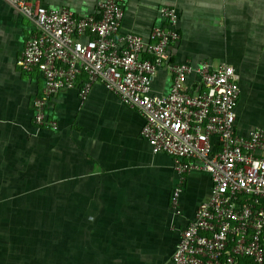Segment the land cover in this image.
Returning <instances> with one entry per match:
<instances>
[{
    "label": "crops",
    "instance_id": "obj_1",
    "mask_svg": "<svg viewBox=\"0 0 264 264\" xmlns=\"http://www.w3.org/2000/svg\"><path fill=\"white\" fill-rule=\"evenodd\" d=\"M33 1L82 15L99 12L102 0ZM167 3L177 6L180 17L181 37L171 59L232 64L240 85L236 132L248 135L264 125V0H128L121 30L150 41L154 26L167 25L161 12ZM37 31L17 5L0 0V211L8 214L0 212V223L11 231L8 240L25 237L13 213L28 212L36 207L30 197L41 196L48 213H62L64 227L70 220L63 215L71 217L72 264H168L180 231L211 193V173L192 169L174 206L179 176L173 157L153 152L141 134L139 111L103 83H95L82 101L83 76L49 103L58 128L37 125L33 98L43 76L17 63ZM162 71L154 93L172 87L173 74L166 66ZM20 223L27 224L23 218Z\"/></svg>",
    "mask_w": 264,
    "mask_h": 264
},
{
    "label": "built area",
    "instance_id": "obj_2",
    "mask_svg": "<svg viewBox=\"0 0 264 264\" xmlns=\"http://www.w3.org/2000/svg\"><path fill=\"white\" fill-rule=\"evenodd\" d=\"M9 1L38 25L17 61L21 69L43 76L42 90L33 98L37 125L58 128L49 103L83 76L82 101L95 83H103L139 111L141 134L153 152L174 158L179 175L174 206L192 169L211 173V193L180 231L168 264H264V125L256 124L248 135L236 132L240 88L232 64L214 66L202 58L195 66L190 57L171 59V47L181 37L177 6L161 7L167 25L154 26L146 41L121 30L128 0H102L99 12L82 15L33 0ZM163 66L173 74V84L154 93Z\"/></svg>",
    "mask_w": 264,
    "mask_h": 264
},
{
    "label": "rangeland",
    "instance_id": "obj_3",
    "mask_svg": "<svg viewBox=\"0 0 264 264\" xmlns=\"http://www.w3.org/2000/svg\"><path fill=\"white\" fill-rule=\"evenodd\" d=\"M70 9L72 8L70 7ZM72 10L75 12L74 9ZM162 68H160V75L164 71H162ZM162 80V78L156 79L152 87L159 88ZM30 200L36 203V207H28V264H50L48 260H50L49 256L51 254L58 258L59 264H72V228L69 225L71 224V217L66 214V217L63 215L64 220H70L64 227L62 222H60L62 213H48L45 210V206L42 205L41 196H32ZM0 212L3 215H8L7 212ZM8 228V226L0 223V230L6 231ZM12 238L14 237L12 236ZM2 239L6 240V235Z\"/></svg>",
    "mask_w": 264,
    "mask_h": 264
},
{
    "label": "trees",
    "instance_id": "obj_4",
    "mask_svg": "<svg viewBox=\"0 0 264 264\" xmlns=\"http://www.w3.org/2000/svg\"><path fill=\"white\" fill-rule=\"evenodd\" d=\"M25 214V218L22 214ZM16 220L19 223L18 231H22V237L19 239V243L8 240L11 231L0 230V264H28V212H15ZM24 219L27 224L23 227L20 223V219ZM10 232V233H9ZM6 235V240L2 239ZM13 252L15 256L9 257V253ZM48 260L50 264H59L58 258H55L52 254Z\"/></svg>",
    "mask_w": 264,
    "mask_h": 264
}]
</instances>
